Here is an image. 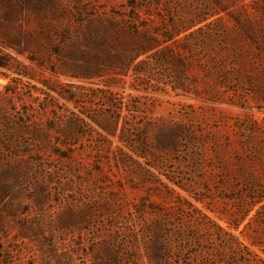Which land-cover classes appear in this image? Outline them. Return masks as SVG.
Returning a JSON list of instances; mask_svg holds the SVG:
<instances>
[{
	"label": "rangeland",
	"instance_id": "1",
	"mask_svg": "<svg viewBox=\"0 0 264 264\" xmlns=\"http://www.w3.org/2000/svg\"><path fill=\"white\" fill-rule=\"evenodd\" d=\"M0 264H264V0H0Z\"/></svg>",
	"mask_w": 264,
	"mask_h": 264
},
{
	"label": "trees",
	"instance_id": "2",
	"mask_svg": "<svg viewBox=\"0 0 264 264\" xmlns=\"http://www.w3.org/2000/svg\"><path fill=\"white\" fill-rule=\"evenodd\" d=\"M21 54L25 53V52H20Z\"/></svg>",
	"mask_w": 264,
	"mask_h": 264
}]
</instances>
